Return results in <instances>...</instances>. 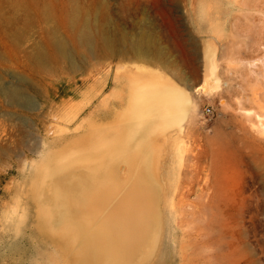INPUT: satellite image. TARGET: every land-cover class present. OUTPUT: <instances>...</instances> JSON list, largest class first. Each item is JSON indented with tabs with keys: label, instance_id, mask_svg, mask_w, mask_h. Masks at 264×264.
<instances>
[{
	"label": "rangeland",
	"instance_id": "1",
	"mask_svg": "<svg viewBox=\"0 0 264 264\" xmlns=\"http://www.w3.org/2000/svg\"><path fill=\"white\" fill-rule=\"evenodd\" d=\"M87 25L96 48L80 40ZM208 68L219 82L212 92ZM158 86L188 94L180 127L142 114L140 99ZM256 114L264 117V0H0V264H76L46 223L52 189L75 192L89 174L82 154L132 131L159 216L157 242L133 264H264Z\"/></svg>",
	"mask_w": 264,
	"mask_h": 264
},
{
	"label": "bare ground",
	"instance_id": "2",
	"mask_svg": "<svg viewBox=\"0 0 264 264\" xmlns=\"http://www.w3.org/2000/svg\"><path fill=\"white\" fill-rule=\"evenodd\" d=\"M80 32L82 44L96 48V37L88 25ZM55 43L63 54V42L58 40ZM197 74V71L193 72V75ZM207 78L211 85L208 91L212 92L219 82L210 68ZM150 93L152 95L146 93L145 98L140 99L142 114L158 119L163 129L174 125L180 127L186 111L191 108L188 94L169 86L152 88ZM4 95L25 108L34 106L32 99L16 90L7 89ZM221 104L224 105V102ZM256 117L259 121L264 120L260 114H256ZM262 127L264 130V125ZM84 142L81 140V143ZM119 144L123 145V150ZM82 155L86 157L84 163L89 174L84 178V183L78 180L73 182L75 192L66 193L56 187L52 189L46 223L63 232L57 243L76 264H133L138 248L144 245V254H148L158 236L155 186L146 177L147 160L141 161L137 158L138 153H133V131L130 137L122 138L117 146ZM75 160L77 162L79 158ZM121 164L128 169L118 177L116 171Z\"/></svg>",
	"mask_w": 264,
	"mask_h": 264
},
{
	"label": "built area",
	"instance_id": "3",
	"mask_svg": "<svg viewBox=\"0 0 264 264\" xmlns=\"http://www.w3.org/2000/svg\"><path fill=\"white\" fill-rule=\"evenodd\" d=\"M203 115L211 120L216 116V112L213 108L207 107L204 109Z\"/></svg>",
	"mask_w": 264,
	"mask_h": 264
}]
</instances>
